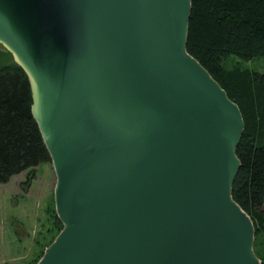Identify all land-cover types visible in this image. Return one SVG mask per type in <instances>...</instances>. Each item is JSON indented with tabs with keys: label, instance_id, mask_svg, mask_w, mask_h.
I'll list each match as a JSON object with an SVG mask.
<instances>
[{
	"label": "water",
	"instance_id": "obj_1",
	"mask_svg": "<svg viewBox=\"0 0 264 264\" xmlns=\"http://www.w3.org/2000/svg\"><path fill=\"white\" fill-rule=\"evenodd\" d=\"M0 13L56 176L62 230L37 264H261L232 199L242 115L186 51L191 0Z\"/></svg>",
	"mask_w": 264,
	"mask_h": 264
},
{
	"label": "trees",
	"instance_id": "obj_2",
	"mask_svg": "<svg viewBox=\"0 0 264 264\" xmlns=\"http://www.w3.org/2000/svg\"><path fill=\"white\" fill-rule=\"evenodd\" d=\"M186 51L241 112L240 169L232 199L252 220L253 250L264 264V74L226 67L229 56L244 62L264 58V0H191ZM31 105L23 70L16 64L0 67V184L25 171L32 179L35 168L50 163ZM46 214L44 249L62 229L53 206Z\"/></svg>",
	"mask_w": 264,
	"mask_h": 264
},
{
	"label": "rangeland",
	"instance_id": "obj_3",
	"mask_svg": "<svg viewBox=\"0 0 264 264\" xmlns=\"http://www.w3.org/2000/svg\"><path fill=\"white\" fill-rule=\"evenodd\" d=\"M14 63L11 53L0 43V67ZM234 65L264 74V58L244 62L229 56L226 67ZM29 173L22 172L0 184V264H37L50 246L42 247L50 227L46 210L53 206L55 211L54 168L50 162L35 168L32 179Z\"/></svg>",
	"mask_w": 264,
	"mask_h": 264
},
{
	"label": "bare ground",
	"instance_id": "obj_4",
	"mask_svg": "<svg viewBox=\"0 0 264 264\" xmlns=\"http://www.w3.org/2000/svg\"><path fill=\"white\" fill-rule=\"evenodd\" d=\"M5 16L0 13V43L5 45L8 49L12 50L14 52V55L16 59L21 62L17 55V51L13 48V41L11 40L10 34L7 33V30L9 28H6L8 25L5 24V19H3ZM15 64V63H14ZM23 64V63H22Z\"/></svg>",
	"mask_w": 264,
	"mask_h": 264
}]
</instances>
